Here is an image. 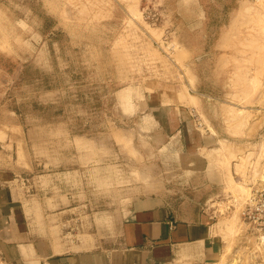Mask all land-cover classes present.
<instances>
[{
    "label": "rangeland",
    "instance_id": "rangeland-1",
    "mask_svg": "<svg viewBox=\"0 0 264 264\" xmlns=\"http://www.w3.org/2000/svg\"><path fill=\"white\" fill-rule=\"evenodd\" d=\"M191 110L220 133L227 244L166 264H264V0H0V128L58 245L114 244L140 197L201 203L167 115Z\"/></svg>",
    "mask_w": 264,
    "mask_h": 264
},
{
    "label": "crops",
    "instance_id": "crops-1",
    "mask_svg": "<svg viewBox=\"0 0 264 264\" xmlns=\"http://www.w3.org/2000/svg\"><path fill=\"white\" fill-rule=\"evenodd\" d=\"M172 113L178 120L179 154L188 166L183 170L188 172L192 189L204 193L203 200L193 202V209L183 212L188 217H182L179 208L169 205L166 190L162 195L137 198L112 245L101 240L58 245L48 237L46 228L42 235L27 217L18 189L12 166L17 151L10 152L17 149L15 142L10 145L11 136L0 128V264H166L175 252L211 254L216 247H224L226 232L212 223V202L217 197L212 192L216 186L225 190L222 176L214 169V152L222 144L220 133L208 127L202 131L196 123L189 128L186 121L195 118L193 110L179 114L170 111L168 118Z\"/></svg>",
    "mask_w": 264,
    "mask_h": 264
}]
</instances>
